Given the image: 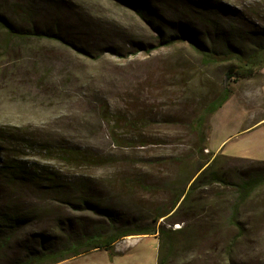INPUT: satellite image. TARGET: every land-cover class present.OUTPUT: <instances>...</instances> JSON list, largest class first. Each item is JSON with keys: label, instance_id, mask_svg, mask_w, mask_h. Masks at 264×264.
<instances>
[{"label": "rangeland", "instance_id": "obj_1", "mask_svg": "<svg viewBox=\"0 0 264 264\" xmlns=\"http://www.w3.org/2000/svg\"><path fill=\"white\" fill-rule=\"evenodd\" d=\"M30 2L0 0V15L55 37L0 28V164L59 171L61 188L6 183L0 171V264L34 263L100 232L108 222L99 211L70 204L81 183L92 205L113 210L116 227L164 233L83 254L73 246L44 264H264V182L235 205L239 184L264 175V122L247 129L264 118V66L234 81L199 127L231 63L188 42L158 46L161 31L194 28L210 46L221 37L243 53L264 48V0H144V14L123 0ZM78 154L98 160L64 159ZM215 158L223 181L189 194ZM42 233L53 241L42 246Z\"/></svg>", "mask_w": 264, "mask_h": 264}, {"label": "trees", "instance_id": "obj_2", "mask_svg": "<svg viewBox=\"0 0 264 264\" xmlns=\"http://www.w3.org/2000/svg\"><path fill=\"white\" fill-rule=\"evenodd\" d=\"M24 2H27L30 4L31 0H22ZM34 1V0H33ZM126 4L131 6L132 8L138 10L141 14H144L147 5L144 2V0H141L142 3H140V0H123ZM139 1V3H137ZM136 2V3H135ZM140 4V5H139ZM205 22L208 23L210 21V17H206ZM210 23V22H209ZM219 28V23H216V27ZM0 28L5 30L9 35L14 37H24L26 35H38V36H47V37H55V35L49 34L48 32H28V31H22L15 27L13 23L9 21L6 17L3 15H0ZM161 31V30H160ZM164 33L161 31V38L159 41L158 46H169L173 45L175 43L179 42H188L192 48H194L198 53H200L204 58L210 60V61H216V62H229L231 65L226 70V73L223 78V86H224V92L222 96L214 101L209 108L205 111L203 116L198 121V126L202 127L203 121L205 120L206 116L209 114H212L219 110L223 104L228 100V98L231 96L233 90H232V83L239 78H252L258 70L264 66V48L256 49L250 53H243L242 50L232 49V43L229 39H224L221 37L218 39L219 45H216L215 43L210 46L206 42L207 35L206 36H200L196 29L190 28L189 31H179L176 34H170L166 37H163ZM217 46H219L217 48ZM263 49V50H262ZM70 153V152H68ZM67 154V152H66ZM79 155V154H78ZM81 158H80V157ZM79 156L74 155H67L64 156V159L66 160H73L78 162L79 164H86L87 160H94L93 162H96L98 159H91V157L81 154ZM75 158H80L79 160H76ZM217 158L213 159L211 162L208 159L203 165L200 166V169L203 167L206 168L201 172V174L196 178L194 181L191 191L196 187L200 186H209L212 185L215 182H221L223 181L221 175H219L215 170V164L217 163ZM264 162V161H263ZM209 163V164H208ZM37 164V163H36ZM32 165V164H31ZM39 166V164H38ZM40 168V166H39ZM42 169V170H41ZM41 169H37L35 171L30 164H28L25 161H18V160H11L8 163L3 162L0 164V171L5 172L8 180L5 182L8 183L9 181H13L15 178L19 180L21 183H33L37 186H47L46 189L49 191L58 192L60 191L61 184L58 181L56 177L61 174L59 171L52 170L47 167L41 166ZM4 178V179H5ZM264 182V175H261L257 178L244 181L243 183L239 184L238 190H239V201L235 204L236 208L245 200L259 185L260 183ZM80 184V183H79ZM35 185V186H36ZM85 186V183H81V185L76 186L75 188L81 191L80 196H77L76 201H70V204L74 209H80L84 206H89L88 208L90 210H97L99 213L107 219L108 224L104 226V228L97 233L89 234L87 232H83L82 236L78 241H72V243L64 244L62 245L60 250V253L57 252V250L50 249L49 252L41 253V255L36 258V262L34 263H40L44 264L43 262L52 260L53 258H58L59 256H56L57 253L60 256L64 255V251L68 250L69 248L73 246H77V249H82L81 253H87L91 250H100V249H110L112 248L117 241L120 239L125 238L126 236L132 235V234H146V235H156L160 234L161 232L164 233L161 229L156 228H147L142 230H133L129 228H119L116 227L117 225L113 223L116 219L113 217V210L110 207H104L101 208L100 205H92L90 198L82 195V190ZM184 192V191H183ZM189 195L185 198V201H187ZM72 202V203H71ZM72 223L71 219H67L65 223L69 224ZM59 224L64 227V222L59 220ZM73 224V223H72ZM50 237L46 236L44 233H42V239H41V245L43 246V242L47 241H53L49 239ZM56 239V238H55ZM47 249H49L46 246ZM76 254L75 256L79 255ZM33 257H31L30 260L22 262L20 264H34L31 260ZM166 258H162L159 261V264H165Z\"/></svg>", "mask_w": 264, "mask_h": 264}, {"label": "crops", "instance_id": "obj_3", "mask_svg": "<svg viewBox=\"0 0 264 264\" xmlns=\"http://www.w3.org/2000/svg\"><path fill=\"white\" fill-rule=\"evenodd\" d=\"M264 122V118H260L259 120H253V122L248 126L247 129L255 128L257 127L260 123ZM215 150H221L220 147L216 148ZM157 235V234H156Z\"/></svg>", "mask_w": 264, "mask_h": 264}, {"label": "bare ground", "instance_id": "obj_4", "mask_svg": "<svg viewBox=\"0 0 264 264\" xmlns=\"http://www.w3.org/2000/svg\"><path fill=\"white\" fill-rule=\"evenodd\" d=\"M119 81H120V80H119ZM119 81H118V82H119ZM97 118H98V117H97ZM81 125H82V124H81Z\"/></svg>", "mask_w": 264, "mask_h": 264}]
</instances>
